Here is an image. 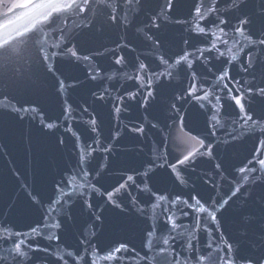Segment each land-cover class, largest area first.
<instances>
[{"label":"water","instance_id":"obj_1","mask_svg":"<svg viewBox=\"0 0 264 264\" xmlns=\"http://www.w3.org/2000/svg\"><path fill=\"white\" fill-rule=\"evenodd\" d=\"M22 2L24 0H0V23L14 22L0 29V38L8 33L14 36L17 28L23 31L24 27H31L28 20L35 14L25 15L31 13L30 6L16 7ZM105 2L111 4L113 0ZM158 2L163 4L164 0ZM230 2L218 0L220 11L203 23L211 27L214 22L218 23V17L224 18L228 24L221 27L230 36L235 35L232 29L242 11L256 21L246 27L259 33L262 24L258 17L264 11V0H246L241 11L229 9ZM115 3L119 5L116 22L110 20L111 8L97 4L96 0H90L89 9L83 14H79L78 9L54 14L53 26L57 31L47 37L45 45L48 54L57 53L48 62L53 66L52 72L43 64L35 42L40 36L38 31L31 33L29 43H14L9 51L0 52V101H3L0 103V229L8 227L14 232L29 234L31 238L27 243L49 249L48 252H29L23 264H64V259H58L61 256L68 264H76L74 258L66 256L67 252L84 256L80 264H91L97 256L102 257L120 244L127 245L128 252L111 264H166L159 255L163 235L174 237L169 247L175 253H182V264H185L183 257L188 258L186 264H196L195 257L199 255L207 257L211 253L215 258L217 247L226 251L221 237L233 245L237 264L247 257L258 262L264 258V173L250 174L245 183L243 174L237 170L253 158L264 137L258 131L253 133L233 123L240 120L239 109L228 99L227 90L215 77L227 69L229 79L225 83L232 86L239 82L240 92L234 94L243 96V103L254 113V118L264 116V98L246 91L252 85L264 86V46L249 45L242 40L233 49L237 59L231 63L228 61L232 53L219 57L213 51L201 56L196 49L208 47L211 37L197 36L189 30V23L174 22L177 18L190 20L191 0H178L177 12L168 19L162 15L157 21L158 29L146 20L152 16L150 9L160 11L157 0H143L140 6L133 5L131 9L125 7L122 0ZM38 27L49 30L47 26ZM149 36L153 39L148 40ZM57 42L60 43L58 48L53 46ZM218 47L225 50L224 45ZM241 47L242 52L238 51ZM68 48L90 59L72 57ZM184 52L193 54L190 57L194 61L192 70H188L186 64L174 68L170 78H153L151 89L141 87V82L134 79L140 62L150 68L148 73H141L142 82L146 84L151 71L164 70L158 57L163 56L171 63ZM249 52L255 58L258 69L255 73L244 70ZM118 56L124 57L120 65L114 63ZM97 69L99 75L91 79L90 73L95 75ZM192 71L197 74L199 87L212 92L213 100L215 96L221 98V104L217 105L220 124L215 129L209 127L212 111L208 102L187 95ZM60 80L65 82L64 89L59 88ZM149 90L153 95L146 99ZM129 93H134L135 97L129 98ZM201 104L205 106L201 108ZM69 105L70 114L65 115L64 109ZM17 108L30 110L17 112ZM32 108L36 111H31ZM92 119L96 121V133L91 132ZM48 123L55 127L47 129ZM134 128H143V132L133 131ZM193 137L204 139L205 146L212 145L211 156L207 155L206 147L199 149L198 140ZM95 141H99V147ZM88 145L96 149L88 157V179L101 192L112 191L124 183L128 175L134 176L135 183H129L113 197L120 207L110 203L106 195L87 187L77 188L70 197L58 194L57 185L77 170L79 155L88 151ZM104 148L110 151L105 152ZM194 149L205 155H196L192 162L177 166L185 181L181 184L169 165ZM260 158H264V152L260 153ZM152 161L157 167H148ZM218 164L220 168L216 167ZM238 184L244 186L236 197H231ZM30 193L38 195V203L32 201ZM160 195L168 199L160 202ZM177 196L189 201L198 196L209 205L214 200H229V203L217 213L218 223L215 224L203 219L206 213L192 212L181 204L180 209L188 215L174 209L180 227L175 233H169L162 208L163 205L171 207L168 201ZM53 199H61V204L52 212L61 227L41 228L38 236L32 235L30 229L43 225L44 217L52 211L49 203ZM157 203L162 206L155 207ZM197 215H201L198 228L194 227ZM153 228L156 232L149 250L146 247L148 232ZM51 232L59 238L46 239ZM11 246V241L0 240V257H5L3 264H17L7 252ZM146 252L148 258L143 259ZM98 264L109 262L100 259ZM205 264L211 261L205 260Z\"/></svg>","mask_w":264,"mask_h":264},{"label":"snow or ice","instance_id":"obj_2","mask_svg":"<svg viewBox=\"0 0 264 264\" xmlns=\"http://www.w3.org/2000/svg\"><path fill=\"white\" fill-rule=\"evenodd\" d=\"M143 0H122V4L131 9L133 5L140 6L142 4ZM97 4H102L107 8H111V16L110 20L112 22H116L118 20V14H117V5L115 3V0L111 4H107L105 0H96ZM177 3L178 0H164L163 4H159L157 0V7L160 9L159 12H156L154 9H150L152 11L151 17H146V20L148 24L151 25L153 28H159L160 25L157 23L158 20L161 19V16H164V19H168L169 16H172L174 13L177 12ZM246 4V0H231V2L228 4V8L236 11H241ZM218 0H191V4L189 6L188 16L190 17V20H184V19H175L176 24H184L189 23L190 28L189 30L192 31L197 36H203L206 39L208 37H211V40L209 42L208 47L204 48H198L196 49L197 52L200 53L201 56L204 55L205 52H217L219 57H225L228 53H232L231 59L228 61L231 63L232 61L237 59V55L233 53V49L237 47L241 43V41H246L249 45H259L264 46V11H262L259 14V20L262 24L261 30L259 33H255L251 30V28H248L246 26L254 25L256 21L253 20L252 16L248 15L247 13H244L241 11V16L237 17V25L233 27L232 31L235 33V35L229 34L225 30L224 27H221V25L228 24V21L224 18L218 17V23H213L211 27L205 25L203 22L207 21L213 14L218 13L220 9L218 8ZM31 7V13L25 14L26 16H32V14H35L28 20L29 25L31 27H24L23 31L20 29H15V35L13 36L11 33H8L6 37L0 38V52H7L11 49V46L16 44H27L32 40L31 33L33 31H38L40 33V36L35 41L39 45V52L42 56L43 64L47 66V71L52 72L53 66L48 63L51 57L56 56V52H52L51 54H48L45 50V45L47 44V37L50 36L53 32L57 31V29L53 26L54 25V14H59L61 12L69 13L72 11H75L78 9L79 14H83L86 11H88L90 7V0H39V2H35V0H24V2L19 3L16 5V7L19 8H28ZM12 9H9L11 11ZM21 19V17H17V20ZM67 20V17H65V21ZM14 22L12 20H7L6 23H0V29L6 28L8 25H12ZM39 25L47 26L49 30H46L44 27H38ZM59 31L63 32V29H59ZM138 31H141V29H138ZM62 39V37H61ZM153 37L149 36L148 40H152ZM187 44L188 41H185ZM218 45H224L225 50L221 51ZM54 47H60V43L57 42ZM238 51L242 52L244 51V48L241 47L238 49ZM67 52L71 53L72 57H76L77 59L82 58L83 60L87 61L90 59L89 56L85 55L83 57H80L78 55V52L74 48H68ZM192 53L184 52L182 55H180L175 61L169 62V59L164 58L163 56L158 57L159 65L164 66V70L157 73L155 71H151V75L147 77L146 84L142 81L144 80V77L141 75V73H148L150 71L149 65H147L144 62H140L136 69V76L134 79L137 82H141V87H147L148 89H151L153 78L156 80H161V78H170L173 75V69L178 68L182 65L187 66L188 70H192L193 68V59ZM196 59H199V57H196ZM249 62L247 63V66L245 67V72L249 73H255L258 71L254 60L255 58L252 56L251 52H249L248 57ZM124 62V57H116L114 63L116 65H120ZM100 70H96V74L92 75L90 73L91 79H96V77L99 75ZM197 74L195 71H192V79L190 86L187 90V95L196 99L197 101H207L209 106L211 107L212 115L210 117V124L209 127L212 129H215L217 125L220 124V119L218 118L220 116V108L217 107V105L221 104V98L219 96H215L213 100V93L207 90H204L202 87H199L197 84L196 79ZM129 79H133V77H129ZM218 84H222L223 88L227 90V97L231 101L234 102V104L238 107L239 113H240V120L233 121V123H239V127L241 129H248L250 132H260L262 134V137H264V116L260 118H254V113L251 111H248L245 107V104L243 103V96L240 94H234V92H240V89L238 87L239 82H236V84H233L230 86L228 83H225L229 79V72L227 69L220 72L219 75L215 77ZM66 87L65 82L63 80L59 81V88L64 89ZM68 87H74V85H68ZM249 94L254 96H259L264 98V86H257L252 85L247 88L246 90ZM197 92H203V95H196ZM129 98H134V93H129ZM153 95V92L149 90L147 92V97H151ZM8 99L7 96L4 97V100L6 101ZM0 103H3V101H0ZM201 108H203L205 105L201 104ZM70 105L68 107H65L64 113L65 115L70 114ZM175 107V105H173ZM17 112L23 111L28 112L30 109L28 108H17L15 109ZM31 111H36V108H32ZM87 111V109H85ZM116 111L119 112V107L116 108ZM214 122V123H213ZM43 123V121H42ZM92 127L91 132L96 133V121L95 119H92L90 121ZM47 129H52L55 127L53 123H48L45 125ZM155 127V125H153ZM71 130V129H69ZM133 131L136 132H143V128H134ZM215 134L214 131L212 133ZM116 136H113V139H116ZM79 136L77 135V141L79 142ZM193 139H197L199 143V149H204L206 147V152L208 156H211L212 154V145L208 144L205 146V141L202 138L193 137ZM63 143V141H61ZM97 146L99 147V141H95ZM79 147V143L77 144ZM88 151L86 153H82L79 155L78 164H77V170L73 172L72 174L65 177V180L62 184L57 185V192L61 197H70L73 192L79 188L83 189L87 187L89 190L96 192L100 195H106L107 199L110 203H113L115 207H120V204L115 203L113 197L116 193H119L121 190L125 189L129 183H135V179L133 175H128L126 177V180L124 183H120L118 187L114 188L112 191L105 190L104 192H101L99 188H97L94 184L91 183V181L88 179L90 175V170L88 168V157H91L93 152L96 151L95 148L92 147V145L87 146ZM199 149H194L193 151H190L187 153V155H184L182 159L178 160L175 164L169 165L172 173L175 174V178L177 181H179L181 184L185 183L184 179L182 178L180 172L178 171V165H185L187 163L192 162L194 157L196 155H205V152L200 151ZM105 152L110 151V148H104ZM264 152V138L260 139L259 147L256 149L255 154L253 155V158L249 160L248 164L244 165L243 167H240L237 171L242 175L243 181L246 183L249 181V176L252 173L255 172H262L264 173V158H260V153ZM256 164L259 167H249V165ZM162 167L163 165H159ZM149 168L157 167L154 161L150 162L148 164ZM217 168H220L221 166L218 164L216 165ZM147 175V172L144 173ZM256 179H259V177H256ZM80 181V183H77V181ZM243 184H238V186L235 188L234 191L231 192V197H236L243 187ZM31 196V199L34 203L39 202L38 195L29 194ZM80 195H83V192L80 193ZM230 197V198H231ZM229 198V199H230ZM168 198L160 195L158 196V200L160 202H164ZM229 203V200H223V201H213L212 204H208L207 202H202V200L198 196H193L191 198V201L187 199H182L180 196H177L175 199H171L168 201V205H163L162 213L164 215V223L168 228L169 233H175L177 228L180 227V225L177 224V217L175 214V210H180L181 214L184 216L188 215V212L182 211L180 209V205L182 204L185 208L190 209L192 212L204 214L207 215L203 217L205 220H210L211 223L215 224L218 223L217 221V213L220 212L227 204ZM61 204V199H53L49 203V208L52 210L49 212L48 215L44 217V224L43 225H37V227H33L30 229V233L32 235L38 236L40 234V229H59L61 227L58 220L55 219V217L52 215V212H55L56 206ZM91 207V205H88ZM155 207H161L162 205L160 203H157L154 205ZM201 223V215H197L195 217V224L194 227H199ZM156 232V229L153 228L151 231L148 232V244L146 247L151 250L152 247V238L154 233ZM19 238V239H17ZM31 237L29 234L20 233V232H14L8 227H2L0 229V240L4 241L5 243H8L11 241V247L7 249V252L9 255L12 256V259L17 262V264H23V261L25 258L29 257V252L36 253V252H48L49 249H41L39 245L29 244L27 241ZM59 237L55 234V232H51L46 239L48 240H57ZM174 237L171 235H163L162 236V244L163 247H160L159 249V255L164 258L166 261V264H182V253H175L173 250H170V240H172ZM161 239V238H157ZM222 243L224 245V249L226 251H223L219 247L215 250L217 255L215 258L212 257V254L209 253L208 256L199 255L195 257L196 264H205V260H210L211 264H237V256L234 252L233 245L227 241L223 240V237H221ZM188 247H191V243H189ZM212 245H209V248H211ZM128 252V246L125 244H120L114 248H111L108 250L102 257L97 256L96 259H93L91 261V264H98V261L100 259H103L105 261H108L109 264L114 261H119L121 259V254ZM222 252V254H221ZM139 255V254H137ZM66 256L69 258H74L76 261V264H80V261L85 260V257L80 255L79 253H73V252H67ZM143 259L148 258L147 252L144 254ZM5 257H0V264H3ZM58 259H64V264H68V260L65 259L63 256L58 257ZM188 258L183 257V261L187 262ZM240 264H264V258H260L259 261H254L251 257L247 258H241Z\"/></svg>","mask_w":264,"mask_h":264}]
</instances>
